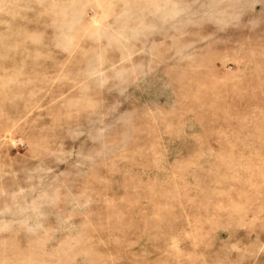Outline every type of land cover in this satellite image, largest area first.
<instances>
[{
    "label": "rangeland",
    "instance_id": "rangeland-1",
    "mask_svg": "<svg viewBox=\"0 0 264 264\" xmlns=\"http://www.w3.org/2000/svg\"><path fill=\"white\" fill-rule=\"evenodd\" d=\"M0 264H264V0H0Z\"/></svg>",
    "mask_w": 264,
    "mask_h": 264
}]
</instances>
